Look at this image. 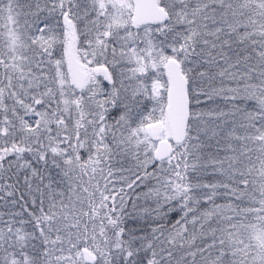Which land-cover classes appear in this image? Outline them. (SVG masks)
<instances>
[{
  "label": "snow or ice",
  "instance_id": "1",
  "mask_svg": "<svg viewBox=\"0 0 264 264\" xmlns=\"http://www.w3.org/2000/svg\"><path fill=\"white\" fill-rule=\"evenodd\" d=\"M0 264H264V0H0Z\"/></svg>",
  "mask_w": 264,
  "mask_h": 264
}]
</instances>
